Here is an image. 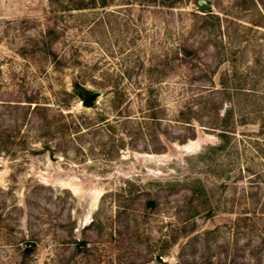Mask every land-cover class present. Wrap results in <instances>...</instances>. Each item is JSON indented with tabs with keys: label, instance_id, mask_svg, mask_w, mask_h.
<instances>
[{
	"label": "rangeland",
	"instance_id": "rangeland-1",
	"mask_svg": "<svg viewBox=\"0 0 264 264\" xmlns=\"http://www.w3.org/2000/svg\"><path fill=\"white\" fill-rule=\"evenodd\" d=\"M206 1L0 0V264H264V0Z\"/></svg>",
	"mask_w": 264,
	"mask_h": 264
},
{
	"label": "trees",
	"instance_id": "trees-1",
	"mask_svg": "<svg viewBox=\"0 0 264 264\" xmlns=\"http://www.w3.org/2000/svg\"><path fill=\"white\" fill-rule=\"evenodd\" d=\"M108 0H47V3L52 6L53 8H57V9H64V10H72V9H83V8H88V7H94L96 4L99 5H105L107 3ZM52 8V7H51ZM79 87L78 83L73 81L72 82V92L74 94H79V91L77 90V88ZM94 98L89 99L88 101H86L83 105H90L92 103V100ZM31 101V100H28ZM263 106L260 107L257 110V113H260V118H259V123L262 125L264 123V103L262 104ZM232 110L230 108H227L225 110V116L222 117V120L226 119L227 116H231V112ZM151 114L152 117H154V112L153 110H151V112H149ZM187 119V118H186ZM186 122H189V120H185ZM225 121V120H224ZM223 123H219L216 127L214 123L216 122H209L210 124L212 123V127H215L218 129L217 131V135L220 137H224L227 135L228 131H231L234 128V124H235V120H232L230 122H224ZM237 121L241 124H244L246 122V119L244 118V116L242 114H238V118ZM66 125V124H64ZM67 126V125H66ZM188 126L192 127V125H190V123L188 124ZM76 127V125H75ZM193 129V128H192ZM192 135V134H191Z\"/></svg>",
	"mask_w": 264,
	"mask_h": 264
},
{
	"label": "water",
	"instance_id": "water-1",
	"mask_svg": "<svg viewBox=\"0 0 264 264\" xmlns=\"http://www.w3.org/2000/svg\"><path fill=\"white\" fill-rule=\"evenodd\" d=\"M195 2H196V6L200 9H205L210 6V3L207 2L206 0H195ZM77 90L79 91L80 94L79 102L81 104H84L89 99L94 98L95 96L98 95V90L95 89H86L79 86Z\"/></svg>",
	"mask_w": 264,
	"mask_h": 264
}]
</instances>
